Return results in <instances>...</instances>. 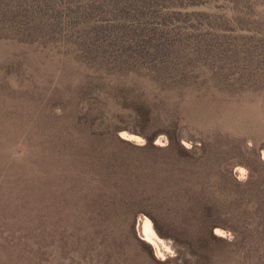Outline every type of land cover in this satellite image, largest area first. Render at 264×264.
Listing matches in <instances>:
<instances>
[{
  "label": "rangeland",
  "instance_id": "obj_1",
  "mask_svg": "<svg viewBox=\"0 0 264 264\" xmlns=\"http://www.w3.org/2000/svg\"><path fill=\"white\" fill-rule=\"evenodd\" d=\"M61 1L6 9L21 25L0 39V264H201L145 215L90 220L68 178L77 147L131 161L168 134L207 175L223 242L203 264H264L245 248L264 243L248 222L264 197V0Z\"/></svg>",
  "mask_w": 264,
  "mask_h": 264
},
{
  "label": "trees",
  "instance_id": "obj_2",
  "mask_svg": "<svg viewBox=\"0 0 264 264\" xmlns=\"http://www.w3.org/2000/svg\"><path fill=\"white\" fill-rule=\"evenodd\" d=\"M36 1H40L39 6L43 8L62 3L61 0H0V39L5 28L14 29V33L7 32L15 34V38L19 35L15 28H20L17 22L20 15L6 11L7 6L14 5L21 10L22 6L35 7ZM148 1L152 7L162 8L161 4L168 2ZM191 4L189 6L199 3ZM34 13L41 16L37 10ZM168 138L169 144L164 147L154 144V139H147L144 146L136 147L140 151L139 159L131 161L109 155L100 146L77 147L71 152L73 170L68 178L73 191L92 195L86 203L90 220H95L93 215L96 214L104 221L129 218L135 224L138 216L145 215L159 236L174 242L180 257L182 250H186L203 264L209 256V248L223 242L214 234L216 210L210 198L199 190L207 175H203L198 166L200 159L195 147L188 149L175 134H168ZM201 149L204 155L206 146ZM253 179L252 176L251 181ZM250 220L257 223L260 234L264 235V197L258 201L248 222ZM232 231L236 243L246 242L242 229ZM260 242L245 244L246 253L262 250L264 254V243Z\"/></svg>",
  "mask_w": 264,
  "mask_h": 264
},
{
  "label": "bare ground",
  "instance_id": "obj_3",
  "mask_svg": "<svg viewBox=\"0 0 264 264\" xmlns=\"http://www.w3.org/2000/svg\"><path fill=\"white\" fill-rule=\"evenodd\" d=\"M143 232L146 238L150 239L153 236V229L151 222L149 220H145L143 226Z\"/></svg>",
  "mask_w": 264,
  "mask_h": 264
},
{
  "label": "water",
  "instance_id": "obj_4",
  "mask_svg": "<svg viewBox=\"0 0 264 264\" xmlns=\"http://www.w3.org/2000/svg\"><path fill=\"white\" fill-rule=\"evenodd\" d=\"M140 232H142V234H144V232H143V226L141 227ZM143 240H145V239L143 238Z\"/></svg>",
  "mask_w": 264,
  "mask_h": 264
}]
</instances>
